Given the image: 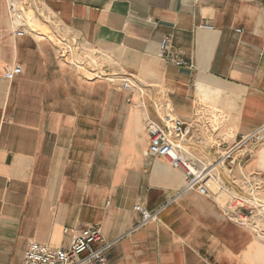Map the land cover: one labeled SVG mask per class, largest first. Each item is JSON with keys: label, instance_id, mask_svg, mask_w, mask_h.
Instances as JSON below:
<instances>
[{"label": "crops", "instance_id": "1", "mask_svg": "<svg viewBox=\"0 0 264 264\" xmlns=\"http://www.w3.org/2000/svg\"><path fill=\"white\" fill-rule=\"evenodd\" d=\"M43 1L103 75L133 86L16 37L0 0V264H23L31 241L67 247L88 226L113 243L110 264H264V241L187 190L182 169L149 154L148 132L180 118L187 149L211 163L264 127V0ZM168 34L191 69L158 57ZM242 173L264 177V140L233 176L218 172L231 188ZM138 204L156 218L139 225Z\"/></svg>", "mask_w": 264, "mask_h": 264}, {"label": "built area", "instance_id": "2", "mask_svg": "<svg viewBox=\"0 0 264 264\" xmlns=\"http://www.w3.org/2000/svg\"><path fill=\"white\" fill-rule=\"evenodd\" d=\"M6 5L16 37H31L37 41L51 42L56 46L59 57L77 69L85 70L88 65L94 67L93 72L97 77L119 82L126 88L133 86L129 76L123 77L124 75L117 72L112 76L103 75L96 58H80L78 53H81L82 49L77 45V39L70 35L57 17L46 8L43 0H6ZM147 23L157 25V21L152 18H148ZM173 39L172 34L162 38L158 57L179 67L191 69L193 65L174 49ZM22 73V66L16 65L7 69L5 76L12 80ZM148 132L149 154L166 159L173 168L182 169L187 190L197 189L201 194L212 197L233 222L249 228L258 239L264 241V177L242 173V186L231 188L220 181L218 174L223 169L233 176L235 167L245 165L247 158L263 142L264 127L242 135L212 163L200 161L187 150L185 142L189 130L180 118L167 116L161 125L150 121ZM135 210L141 214L139 225L147 224L156 218V213H151L140 204L135 206ZM112 244L104 241L98 226H88L74 233L67 247L55 248L31 241L25 250L23 264H110L107 251Z\"/></svg>", "mask_w": 264, "mask_h": 264}, {"label": "rangeland", "instance_id": "3", "mask_svg": "<svg viewBox=\"0 0 264 264\" xmlns=\"http://www.w3.org/2000/svg\"><path fill=\"white\" fill-rule=\"evenodd\" d=\"M49 43H51V42H49ZM51 45L53 46V48H54V50H55V52L57 51V48H56V46L53 44V43H51ZM56 54H58V52H56ZM79 54V56L80 55H83V56H86L87 58L88 57H90V58H92V56H91V54H84V53H78ZM82 56V57H83ZM82 57H80V58H82ZM80 70V72H83L84 73V75H86L87 77H92L93 75L92 74H90V73H88V72H86V69L84 70V69H79ZM188 150V149H187ZM190 153H191V151H190ZM194 153V152H193ZM217 160V159H216ZM215 160V161H216ZM212 163V162H211Z\"/></svg>", "mask_w": 264, "mask_h": 264}]
</instances>
